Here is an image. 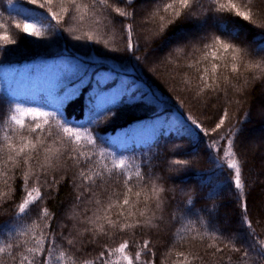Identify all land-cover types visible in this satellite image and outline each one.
<instances>
[{"label":"trees","instance_id":"trees-1","mask_svg":"<svg viewBox=\"0 0 264 264\" xmlns=\"http://www.w3.org/2000/svg\"><path fill=\"white\" fill-rule=\"evenodd\" d=\"M18 2L24 7L36 9V6L27 5L26 0H18ZM82 2L85 4L95 2V7L86 14L83 9L80 13H76L75 18L70 22L69 30L63 33L56 34V31L49 28L45 36L51 40L50 44H36L33 38L26 37L8 23L9 11L12 9L6 10L5 0H0V24H8L6 28L0 27V37L7 34L17 41L16 45H5V42L0 39V62L4 64L2 67L21 66L28 62H46L58 59L55 56L60 57V53L65 49L68 50L70 56L82 58L91 56L96 62L89 64V69L85 74L88 78L80 80L71 74L78 72L82 66L75 64V61L61 58L64 61L52 76L53 86L55 88L57 85H69L75 91L67 99H73V101L66 105L65 117L69 121L85 122L86 126L91 128L93 135L109 141L119 150L128 149L123 155L117 154L119 159L125 161L126 173L133 177L137 170L147 173L145 179L149 181L152 188L156 189V191H150L147 184L143 188L134 189V192L135 190L141 191V201L151 196L152 199L148 201L151 208L157 195L160 196L159 207L151 208V212L154 213L153 222L160 224L159 228H146L143 235L139 230L135 235H131L132 230H129L128 234L114 236L109 240V246L117 247L119 243L127 239L130 247L125 254L134 257L135 249L131 246L132 240L134 239L137 244H142L143 240L148 239L152 241L155 248L160 250L157 252V257L165 261V264H178L181 258L176 254L179 251H184L188 260L193 264H212L215 258L207 255L210 252L208 249L210 243H219L225 237L233 236L237 237V243L240 245H250L251 235L242 223L241 206L245 201L248 203V215L253 221L255 231L264 236V219H262L264 217V84L254 83L243 99L231 92L220 95L219 99L213 96L207 101L210 107H205L202 103L192 99V94L186 91L189 84L180 82L181 76L176 75L171 66L156 67L152 63L139 64L125 52L126 40L124 33L120 30V22L123 18H117L113 22L108 16L107 9L99 0H82ZM157 2L158 0H136L137 10L150 9ZM56 10H59V5L56 6ZM38 12L45 19L44 23L47 27L49 23L47 13L42 9H37ZM12 16L15 14L13 13ZM80 16H84L83 21L80 20ZM201 23H204L203 27L199 28L198 25ZM260 23L258 18L247 22L231 14H222L218 17L215 13H211L201 20L178 22L163 36H153L147 41L144 39L145 29L139 28L137 29L138 35L133 36V43L137 38L140 40L141 48L146 42L149 43L151 47L147 54L148 58L162 60L178 44L217 32L225 38L243 43L250 50L257 49V54H262L264 49L258 47L264 46V31L258 27ZM86 33L102 43L85 44L73 38L75 35ZM185 33L186 35H183ZM7 48L11 49L5 56L4 50ZM114 48L119 51L110 50ZM138 55L143 57L145 53L141 51ZM94 58L101 60L97 61ZM106 60L128 70L127 72L132 75L133 83L137 80L138 84H143L156 94L158 93L160 98H153L149 95L152 99L146 98L147 94L142 88L143 85H137L142 92L139 96H135V100L140 102L136 106L126 103L116 105L122 96H125V100L128 99L124 89L121 96L115 100L96 103L103 87L107 89L111 84V80L106 81L99 77L109 68ZM207 66L210 67V63ZM154 67H156L155 71H153ZM185 71L186 75H184ZM181 75L185 81L195 85L197 76L195 69L181 70ZM68 76H71V79ZM257 76H260L259 72ZM97 81H100L99 86ZM0 85L13 99L36 98L43 101L46 97L42 93L40 95L17 93L12 90L6 73L4 74L1 70ZM51 102L55 107H61L64 103ZM128 103H133V100L129 99ZM108 107L112 108V113L107 116L98 114ZM224 110L230 113L231 120L226 121L224 129L220 130L221 139L212 149H209L207 145L212 144L213 140L208 139L198 129L197 133L193 134L191 130H185L179 126L168 130L158 129L147 142L126 147L109 137L118 129L130 127L136 123V120L143 121L159 115L169 116L174 111L179 112L182 117L187 114L198 118L207 128L213 126L219 113ZM6 111L7 105H5ZM93 120L97 122L88 123ZM3 124L4 121H0V143H2L4 132L7 131ZM229 128H231L230 135L228 131H225ZM225 139L233 141L231 150L235 153L236 163L241 168V188L235 187L233 171L231 168H226L222 160V152L217 151V149L224 150ZM84 143V141L81 142V144ZM111 160L112 158L108 157L101 163H107L111 168ZM176 160H187L191 163L185 166L174 163ZM5 168L10 172L8 183L11 187H4L3 176L0 175V192H9L8 199H0V246L12 241L9 231L11 224L15 222L13 213L17 210L18 203L22 202L24 189L30 183V181H22L21 173L12 165H5ZM139 183L138 181L137 184ZM161 187L175 189V191L168 195L161 194L159 193ZM116 191L119 192L122 189H116ZM42 192L45 195L43 206L48 207L53 213L54 219L51 224L59 237L60 232L66 231L63 225L71 222L73 217L81 215V208L74 202L76 189L71 180L64 179L51 191V195H48L47 189H42ZM134 192L130 194L133 197ZM188 198H192V205L185 203ZM101 199L105 198L101 196ZM205 205L214 207L215 210ZM32 216L34 217L35 213H32ZM161 216H163L162 222L160 221ZM212 236L219 239L212 240L210 239ZM169 238H171L170 245H168ZM165 245L168 246L165 247ZM44 246L47 247V245ZM80 247L81 245L76 243V248ZM91 248L92 246H86L84 253L89 258L95 257L99 251V248L96 250H91ZM59 251L72 252V249L71 246L66 245V242L61 241ZM190 253L205 255L206 260H194ZM3 258L7 264H12L6 255ZM117 258L118 256L113 257V259ZM224 260L225 264H229L227 256ZM61 264H71V257L66 256ZM122 264H127V262L124 261ZM134 264H139V262L134 261Z\"/></svg>","mask_w":264,"mask_h":264},{"label":"snow or ice","instance_id":"snow-or-ice-1","mask_svg":"<svg viewBox=\"0 0 264 264\" xmlns=\"http://www.w3.org/2000/svg\"><path fill=\"white\" fill-rule=\"evenodd\" d=\"M99 2L107 9L108 16L113 22L117 18H123L120 22V30L124 33L126 40L124 50L127 54L139 64L152 63L156 67L171 66L176 75L181 76L180 82L189 84L186 91L192 94V99L205 107H210L207 101L213 96L219 99L220 95L231 92L243 99L254 83L264 84V53L257 54V49L250 50L243 43L225 38L217 32L178 44L162 60L148 58L147 54L151 47L149 43L146 42L143 48L138 38L133 43V36L138 35L139 28L145 29L144 39L147 41L153 36H163L178 22L201 20L211 13H215L218 17L222 14H231L247 22L258 18L261 21L258 27L264 31V0H158L150 9L142 8L140 11L137 10L136 0H99ZM5 3L6 10L12 9L9 11L8 23L26 37L33 38L36 44H50L51 40L45 36L49 28L56 31V34L63 33L69 30L70 22L75 18L76 13H80L83 9L86 14L95 7V2L85 4L82 0H26L27 5L36 6V9L22 6L18 0H5ZM57 5H59L58 11ZM37 9L47 13L49 18L47 27L44 23L45 19L39 12L37 13ZM13 13L15 16H12ZM83 19L84 16H80V20ZM0 27L6 28L8 24H0ZM73 38L85 44L102 43L100 40H94L93 36L87 33L75 35ZM0 39L5 45L17 44V41L7 34ZM258 47L264 49V46ZM9 49L11 48L4 50L5 56ZM110 50L119 51L116 48ZM141 51L145 53L143 57L138 55ZM55 58L76 61L78 66H82L78 72L71 74L80 80L87 77L85 74L89 64L96 63L91 56L84 60L70 56L67 49L60 53V57L55 56ZM209 63L210 67L207 66ZM2 66L4 64L0 62V67ZM187 69L196 70L195 85L183 79L181 70ZM113 71L115 72V69ZM257 72L260 73L259 77ZM186 74L185 71L184 75ZM68 78L71 79V76ZM97 85H100V81H97ZM102 90L106 91L104 87ZM63 93L64 88H59L58 94ZM124 97L122 96L116 105L126 103L136 106L140 103L135 100L134 92L127 96V100ZM129 99L133 100V103L129 104ZM72 101L73 99H69L61 107H55L47 97H44L43 101L36 98L13 99L0 85V121H4L3 126L7 128L0 143V162H2L0 175L3 176L4 187L10 188L8 183L10 172L5 165H12L21 173L22 181H30L24 189L22 202L18 203L17 210L13 213L15 222L11 224L9 231L12 241L0 246V264H7L3 258L5 255L12 264H61L66 256L71 257V264H122L124 261L127 264H134V261H138L139 264H165V261L157 257V252L160 250L148 239L143 240L142 244L132 240L134 257L125 254L130 247L127 239L117 247L109 246V240L114 236L128 234L129 230H132L131 235H135L137 230L143 235L146 228H159L160 224L153 222L154 213L151 212V208L159 207L160 196L157 195L151 208L148 203L152 199L151 196L141 201V191L134 192V189L143 188L147 184L150 191H156L145 179L147 173L137 170L135 177L127 174L125 161L119 159L117 154L123 155L128 149L119 150L109 141L99 139L83 121H69L65 117L64 109ZM5 105H7L6 112ZM112 111V108L108 107L98 114L107 116ZM5 116L6 120H4ZM179 118L184 126L187 121L208 139L213 140L212 144L207 145L209 149L215 148L216 143L221 139L220 130L224 129L226 121L231 120L230 113L226 110L221 111L213 126L207 128L194 116L184 114ZM140 121L142 120H136L137 123ZM96 122L93 120L88 123ZM188 129L192 131L191 127ZM225 131L231 134V128ZM82 141L85 143L81 144ZM224 142L228 145V151L223 152L222 149L217 151L227 157H233L235 155L231 150L233 141L225 139ZM108 157L112 158L111 168L107 163H101ZM174 163L188 166L191 162L176 160ZM227 166L235 170V187L241 188V168L235 160H229ZM64 179L71 180L76 189L74 202L81 208V215L73 217L71 222L64 224L66 231L60 232L57 237L51 224L54 215L48 207L43 206L45 195L42 189H47L48 195H51V191ZM116 189L122 191L118 192ZM174 191L175 189L167 187L159 188V193L165 195ZM133 192L134 197L130 195ZM101 196L105 199H101ZM8 198L9 192H0V199ZM185 203L192 205V198H188ZM89 205L93 207L89 208ZM210 209L215 210L214 207ZM241 210L242 223L252 238L250 245H240L237 243V237L233 236L225 237L219 243H210L208 245L210 252L207 255L215 258L212 264H225V256L229 264H264V236L259 235L253 227V221L248 215L247 201L242 204ZM32 213H35L34 217ZM160 221H163V216L160 217ZM37 236L40 238L37 239ZM210 239L219 238L212 236ZM61 241L71 246L72 252L59 251ZM76 243L81 247L76 248ZM170 244L171 238L168 240V245ZM86 246H92L91 250L99 248L97 255L93 258L85 255ZM190 254L194 260H206L205 255ZM176 255L181 258L178 264H193L184 251H179ZM117 256V259H113Z\"/></svg>","mask_w":264,"mask_h":264},{"label":"rangeland","instance_id":"rangeland-1","mask_svg":"<svg viewBox=\"0 0 264 264\" xmlns=\"http://www.w3.org/2000/svg\"><path fill=\"white\" fill-rule=\"evenodd\" d=\"M204 23L198 25L199 28L203 27ZM183 35H186L183 34ZM80 60H84L86 58L79 57ZM94 60H101L98 58H94ZM64 59L58 58L56 60H49L46 62H28L22 64L21 66H7L2 67L0 70L5 74L8 78V82L11 85L12 90L17 91V93L24 94V95H40L41 93L44 94L48 99L55 103H62L65 102L69 97L74 94V89L72 86L64 85L60 86L57 85L53 86L52 76L53 73L56 71L57 67L62 64ZM109 68L106 69L102 74L99 76L102 80H111L110 87L106 89V91H102L98 95V100L96 103H104L113 101L121 94L126 93L128 96L134 92L135 96H139L142 92L138 86L143 84H138L137 80H134V83L131 79L130 73L128 70H124L117 66L115 63L107 61ZM76 64V61H75ZM115 69V72L113 71ZM113 71V72H112ZM115 81H112L114 80ZM123 85V87H122ZM63 87L64 93L62 95L58 94V89ZM146 91V98L152 99L153 98H160V95L155 93L154 91L148 89L144 85L142 86ZM151 97H149V96ZM95 103V102H94ZM182 115L179 112H172L169 116L159 115L153 118L145 119L140 121L139 123H134L130 127L125 129H118L116 132L109 135V137L118 142L121 146H128L133 144H141L145 143L150 140L158 129H172L179 126V128H183L185 130L189 127L192 128L191 133H197V129L192 127L187 121L186 126L181 122L179 117ZM228 151V145H224L223 152ZM223 162L226 165V168H229L227 165L229 160H235V157H227L223 155L222 157ZM236 162V160H235ZM230 169V168H229ZM233 171V177L235 181V170Z\"/></svg>","mask_w":264,"mask_h":264}]
</instances>
